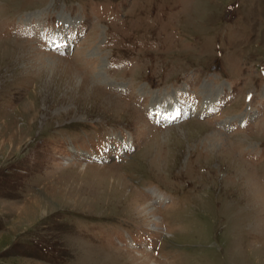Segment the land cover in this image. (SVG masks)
Here are the masks:
<instances>
[{"label": "rangeland", "instance_id": "374dc122", "mask_svg": "<svg viewBox=\"0 0 264 264\" xmlns=\"http://www.w3.org/2000/svg\"><path fill=\"white\" fill-rule=\"evenodd\" d=\"M0 264H264V0H0Z\"/></svg>", "mask_w": 264, "mask_h": 264}, {"label": "bare ground", "instance_id": "6f19581e", "mask_svg": "<svg viewBox=\"0 0 264 264\" xmlns=\"http://www.w3.org/2000/svg\"><path fill=\"white\" fill-rule=\"evenodd\" d=\"M205 99H207V98H205ZM212 99V98H211ZM216 100V99H215ZM228 121H230V120H228ZM125 151V147L123 146V145H120V148H119V152H124ZM116 158H118V157H116ZM161 198H159V197H154V200L152 201L151 200V205H153L152 207L153 208H155V206H156V204L157 203H159V202H161V200H160Z\"/></svg>", "mask_w": 264, "mask_h": 264}]
</instances>
